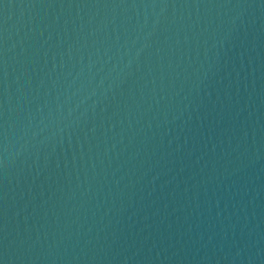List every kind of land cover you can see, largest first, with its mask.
Here are the masks:
<instances>
[{"label":"water","instance_id":"95a60500","mask_svg":"<svg viewBox=\"0 0 264 264\" xmlns=\"http://www.w3.org/2000/svg\"><path fill=\"white\" fill-rule=\"evenodd\" d=\"M0 264H264V0H0Z\"/></svg>","mask_w":264,"mask_h":264}]
</instances>
